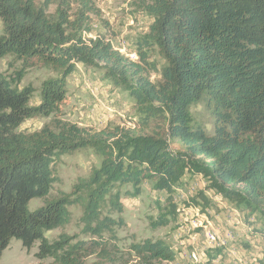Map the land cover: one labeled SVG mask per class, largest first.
I'll list each match as a JSON object with an SVG mask.
<instances>
[{"label": "trees", "instance_id": "trees-1", "mask_svg": "<svg viewBox=\"0 0 264 264\" xmlns=\"http://www.w3.org/2000/svg\"><path fill=\"white\" fill-rule=\"evenodd\" d=\"M144 9L154 23L132 61L105 37L88 38L95 20L109 26L93 0H0V62L13 56L20 63L12 75L0 74V261L16 239L27 251L38 243L40 262H174L165 241L145 239L123 250L117 232L126 226L122 198L139 196L146 181L170 189L185 161L248 211L264 213V0H150ZM152 47L166 62L158 83L149 76ZM78 64L101 68L129 93L142 116L133 128L93 131L61 119L67 79ZM35 67L59 73L42 85L38 107L30 106L33 87H20ZM201 101L213 109L211 135L190 114ZM36 118L52 120L39 131H21ZM169 139L186 154L174 156ZM84 149L101 158L100 167L70 193L31 210L32 200L50 198L54 165ZM73 206L82 208L83 239L64 233L51 242L48 233L71 224ZM173 216L164 213L151 225L167 227Z\"/></svg>", "mask_w": 264, "mask_h": 264}, {"label": "rangeland", "instance_id": "rangeland-1", "mask_svg": "<svg viewBox=\"0 0 264 264\" xmlns=\"http://www.w3.org/2000/svg\"><path fill=\"white\" fill-rule=\"evenodd\" d=\"M93 1L109 26L106 28L95 20L88 38L105 37L121 54L138 61L137 42L149 34L154 23L144 9L150 0ZM37 2L41 4L43 0ZM54 10V7L51 8L50 13ZM3 32L0 20V36ZM149 58L155 68L149 73L150 79L158 83L160 70L166 66V62L156 47L149 50ZM19 68L20 63L13 56H7L0 62V74L4 76L12 75ZM58 76L59 73L39 67L27 72L20 87L32 86L35 90L30 106L40 105L42 85ZM66 88L67 98L61 106V119L80 128L93 131L102 130L107 125L133 128L142 118L134 99L124 89L113 86L101 68L78 64L75 72L68 77ZM190 114L207 134L213 133V109L208 102L192 105ZM51 120H28L21 131H39ZM168 143L174 156L186 154L187 149L179 140L169 139ZM189 164L185 161V165L179 166L178 178L170 189L156 190L154 181H146L139 196L122 198V217L126 226L117 232L119 247L126 250L133 242L159 239L165 241L176 255L174 262L164 264H264V213L254 208L248 211L241 198L225 195L223 189H215L209 179L197 175ZM100 165L101 158L91 149L61 157L53 167L58 181L53 186L50 198L32 200L30 209L44 206L62 192L70 193L79 178H88ZM127 189L133 192L131 186ZM69 210L71 224L48 233L47 238L51 242L64 233L70 236L81 234L79 218L82 208L73 206ZM168 212L174 214L169 226L154 229L152 221ZM80 237L83 239V236ZM37 252L38 243L27 251L21 241L13 239L4 251L0 264H54L51 259L40 262L36 258ZM87 264H97V261L89 258Z\"/></svg>", "mask_w": 264, "mask_h": 264}, {"label": "crops", "instance_id": "crops-1", "mask_svg": "<svg viewBox=\"0 0 264 264\" xmlns=\"http://www.w3.org/2000/svg\"><path fill=\"white\" fill-rule=\"evenodd\" d=\"M252 255V254H251ZM248 261V260H247Z\"/></svg>", "mask_w": 264, "mask_h": 264}]
</instances>
